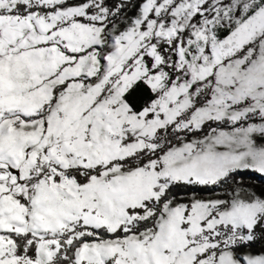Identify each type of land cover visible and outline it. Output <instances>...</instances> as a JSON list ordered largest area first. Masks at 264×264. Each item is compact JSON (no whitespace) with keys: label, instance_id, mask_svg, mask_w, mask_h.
Wrapping results in <instances>:
<instances>
[{"label":"snow or ice","instance_id":"snow-or-ice-1","mask_svg":"<svg viewBox=\"0 0 264 264\" xmlns=\"http://www.w3.org/2000/svg\"><path fill=\"white\" fill-rule=\"evenodd\" d=\"M0 264H264V0H0Z\"/></svg>","mask_w":264,"mask_h":264}]
</instances>
